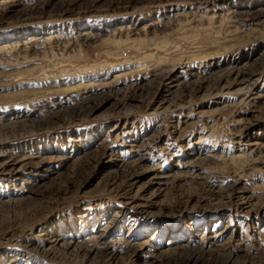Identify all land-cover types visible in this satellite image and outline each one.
Returning <instances> with one entry per match:
<instances>
[{"label":"rangeland","instance_id":"rangeland-1","mask_svg":"<svg viewBox=\"0 0 264 264\" xmlns=\"http://www.w3.org/2000/svg\"><path fill=\"white\" fill-rule=\"evenodd\" d=\"M0 264H264V0H0Z\"/></svg>","mask_w":264,"mask_h":264}]
</instances>
